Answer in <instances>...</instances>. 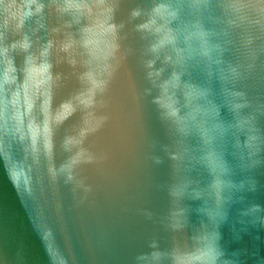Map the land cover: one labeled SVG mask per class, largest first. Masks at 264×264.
Segmentation results:
<instances>
[{
	"label": "water",
	"instance_id": "obj_1",
	"mask_svg": "<svg viewBox=\"0 0 264 264\" xmlns=\"http://www.w3.org/2000/svg\"><path fill=\"white\" fill-rule=\"evenodd\" d=\"M231 2L209 0L207 8L195 11L191 0H105L103 5L98 0H36L33 14L18 30L19 18L5 12V5L22 13L28 10L26 0H3L0 47H8L18 78L23 80L26 59L32 56L37 64L46 59L52 79L45 86L51 97L50 135L41 132L33 146L26 132L23 142L13 144L27 186L23 179H12L0 157V264H145L138 257L153 251L165 254L159 264H171L168 253L173 249L191 251L197 238L213 232L219 234L222 261L264 264V211L243 214L251 205L264 209V0H241L239 12L228 7ZM69 3L87 8L78 10ZM160 3L180 6L173 28L199 19L212 31L213 42L225 49L223 63L209 64L195 55L177 65L171 47L150 52L156 37L137 26ZM106 9H111L106 14L108 23L116 26L118 49L107 60L115 69L111 77H97L107 80L100 90L93 89L86 73L98 70L113 41L111 34L96 28ZM137 9L141 15L133 18ZM25 35L31 47L13 49ZM49 42L48 56L41 57ZM177 46L185 47L182 37ZM166 56L173 62L166 63ZM149 60L155 61L151 69ZM230 64L239 65L243 76L225 84L219 70ZM4 67L5 57L0 56V71ZM160 69L154 85L148 73ZM174 70L183 73L182 82L209 90L208 100L220 106L226 124L236 121L226 107L224 87L245 91L250 101L241 114L255 118L261 137L258 155L249 159L246 149L236 147L237 137L241 142L245 137L235 127L212 145L228 162V178L244 185L225 190L220 206L202 160L207 146L195 130L177 133L153 102L157 85ZM177 94L183 104L181 92ZM42 99L34 112L41 129ZM252 160L259 164L251 166ZM249 181L255 190H250ZM174 185L184 189L181 195H171ZM210 211L220 215L210 218Z\"/></svg>",
	"mask_w": 264,
	"mask_h": 264
},
{
	"label": "clouds",
	"instance_id": "obj_2",
	"mask_svg": "<svg viewBox=\"0 0 264 264\" xmlns=\"http://www.w3.org/2000/svg\"><path fill=\"white\" fill-rule=\"evenodd\" d=\"M36 0H26L27 11H10L14 5H5V12H8L12 18H19L16 27L19 30L23 27L26 18L30 17L31 5L35 4ZM105 0H98L100 5H103ZM3 0H0V4ZM209 0H191L190 7L199 11L202 8H207ZM40 5L37 6L36 11L41 10ZM69 7L76 9L87 8L86 4H72ZM179 5H171L167 3H160L155 5L147 14L148 18L144 23L137 26L139 31L148 32L156 37L155 42L150 45L149 51L153 54H158L162 49L171 47L176 54L174 61L177 65H183L188 60L192 59L195 55L206 58L209 64L220 65L223 63L221 57L224 48L219 43H214L212 36L214 33L208 30L204 24L199 20L185 24L182 28H173L171 25L179 19ZM228 7L239 12L244 5L241 0H232ZM261 12H264V4L260 5ZM111 9H106L104 18L97 21L96 28L100 29L103 33H109L113 36V41L108 46V51L103 55V63L98 67V70L89 71L86 73L87 78L90 80L93 89L103 90L107 80L98 79L97 77L107 76L111 77L115 70L113 65L107 63L109 57L115 55L118 45L115 43L116 26L109 24L108 21ZM132 17H139L141 10L137 9L132 12ZM8 21H5L7 27ZM92 32L93 29H88ZM183 38L185 47H178V42ZM4 39V33L0 32V41ZM250 43V41H249ZM196 44L198 47H193ZM13 49L19 48L27 51L31 47V41L27 35L21 41L14 43L11 46ZM51 47V42L45 46L40 55L41 57L48 56V50ZM65 45V50H67ZM8 47H0V56L5 57V67L0 71V157L3 158L4 164L12 179L19 183L22 179L27 186L28 178L22 162L17 161L13 157V144L16 142H23L25 140L26 132L31 140L33 146L37 142L38 136L43 132L46 137L50 135L49 127V106H50V93L45 89L52 79L50 69L51 65L46 61L40 64L35 62V58L28 56L26 59V67L24 70V78L21 81L17 74L14 65V60L8 58ZM165 62H173L171 56L165 57ZM154 60H149L147 67L151 69L154 65ZM253 65H249L251 69ZM163 69L158 71H149L148 77L156 84L160 78ZM219 79L225 84L236 81L242 78L243 73L240 71L239 65H229L226 69L219 70ZM211 75V72L209 73ZM182 72L173 71L171 75L161 81L157 86L159 89L158 95L154 98V103L157 105L161 118L169 121L174 126V129L180 135H187L192 130L198 133L202 143L207 146L202 160L204 166L208 169L212 176V181L209 185L210 191L214 194L218 206L222 205L226 197L223 195L225 190L240 187L243 183L236 185L233 183L230 176L231 169L227 160L222 152L217 151L212 145L217 137H223L227 134L230 128L235 127L245 139L240 141L239 137L236 139V147L246 149L248 158L258 155L261 150L260 133L254 124V117L242 115V110L249 107L247 93L245 91H235L224 87L223 92L226 98V107L229 112L234 114L235 125L226 124L220 119L221 108L218 104L208 100L209 90L200 87L191 82H182ZM178 91L181 92L183 104L178 97ZM43 97L40 103V111L44 115V126L41 129L34 115L37 107V101ZM203 101V103H201ZM185 109L186 111H183ZM71 143V141H68ZM176 159L175 156L172 157ZM75 162V161H73ZM157 158V163H159ZM259 164V160H252L251 166ZM71 179V176H69ZM250 190H255V183L249 181ZM184 189L179 186H173L171 195L179 196L183 193ZM199 197L200 193H195ZM264 211L259 205H251L246 209L243 214L259 213ZM150 215V214H149ZM211 217L220 215L219 211L213 213L209 212ZM175 224L174 227H179ZM219 234L213 232L203 237L197 238V246L191 251H181L173 249L168 253L171 264H235V261L223 260L224 252L220 248ZM152 247H155L153 242ZM165 255L160 251H153L150 254L141 255L138 257L139 261L145 264H159L161 257Z\"/></svg>",
	"mask_w": 264,
	"mask_h": 264
}]
</instances>
